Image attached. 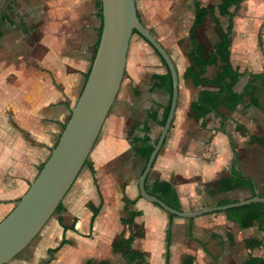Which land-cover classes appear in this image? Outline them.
Returning a JSON list of instances; mask_svg holds the SVG:
<instances>
[{
    "label": "crops",
    "instance_id": "obj_1",
    "mask_svg": "<svg viewBox=\"0 0 264 264\" xmlns=\"http://www.w3.org/2000/svg\"><path fill=\"white\" fill-rule=\"evenodd\" d=\"M97 2L0 0V85L7 91L0 106V221L24 195L47 160L84 86L101 28ZM261 5L264 14V0ZM259 18L240 20L235 24L237 29L231 21L230 62L239 73H245L233 87L236 93L242 91L250 74L264 73V23ZM249 27L252 29L247 32ZM132 42L130 39L126 69ZM133 44L136 52L146 47L151 49L139 36ZM150 58L155 64L160 62L155 54ZM188 65L181 62L182 79ZM143 66L141 59L131 66L134 90L127 87L119 94V89L89 154L94 174L85 168L81 170L60 209L37 237L31 256L12 264H41L48 259L47 250L55 248L62 239L68 244L54 254L49 264H84L87 260L108 262L111 256L117 255L111 252L114 240L121 233L124 237L129 234L127 226L120 222L125 218L123 196L136 200L133 209L139 212L133 229L140 227L142 235L133 242V249L140 242L138 250L151 264V253L156 251L155 244L159 241L156 252L164 249V261L169 217L157 206L137 198L141 162L133 157L128 136L130 131L132 138L142 139V128L146 126L149 138L154 141L161 130L158 121L167 102L166 94L150 91V84L146 92L140 94V100H133L134 93L137 94L138 74L146 70ZM153 74L162 73L149 74L147 84ZM263 81L264 75L257 83L258 90ZM203 89L210 88H195L190 81L183 88L178 85L174 118L150 171L151 181L174 183L181 208L186 212L215 206L220 200L235 202L251 196L246 189L214 197L207 194L208 191L213 194L217 181L230 174L234 159L235 169L254 182L256 193L264 192V148L248 142L249 136H261L264 108L260 104L258 109L239 105L232 112L221 108L220 113L226 118L222 132L216 115L211 113L198 121L190 116V104ZM155 104L160 108L153 122L147 119V114ZM236 126L245 128L247 135ZM88 203L94 207L101 203L92 227ZM190 224L192 236L198 241L193 248L187 236ZM171 233L169 264L175 263L174 249L178 253L176 264H181L184 255L192 256L194 264H242L250 256L264 258V228L240 229L223 214L203 215L191 222L174 218ZM162 239L163 249L160 250ZM251 239L261 241L262 246L247 249L245 243ZM103 246L108 250L106 256L101 253Z\"/></svg>",
    "mask_w": 264,
    "mask_h": 264
},
{
    "label": "water",
    "instance_id": "obj_2",
    "mask_svg": "<svg viewBox=\"0 0 264 264\" xmlns=\"http://www.w3.org/2000/svg\"><path fill=\"white\" fill-rule=\"evenodd\" d=\"M101 15L99 43L69 119L27 191L0 221V264H8L37 237L83 169L120 89L134 31L164 61L172 81L167 117L138 178L137 189L141 199L169 215L188 220L252 203L264 204L263 197L255 196L224 206L186 212L171 209L147 194L145 180L174 118L179 85L177 69L164 47L139 21L135 0H101Z\"/></svg>",
    "mask_w": 264,
    "mask_h": 264
},
{
    "label": "trees",
    "instance_id": "obj_3",
    "mask_svg": "<svg viewBox=\"0 0 264 264\" xmlns=\"http://www.w3.org/2000/svg\"><path fill=\"white\" fill-rule=\"evenodd\" d=\"M240 0H220L219 4L216 6H203L199 0H192L193 6V19L191 26L188 30L187 39L189 42V51L186 53V59L188 61V66L183 72V80L185 82L190 81L193 87H204L210 89H203L198 92L197 99L191 102L189 107V113L192 119L198 121L204 119L208 114H214L220 119V130L224 132L223 124L226 118L220 113L221 108H225L228 111H235L236 107L241 105L243 108H259V100L257 98L258 87L257 83L261 80L264 73L262 74H250V80L242 88L240 93L233 91V87L239 81V78L245 75V73H239L237 68H234L230 62V48H231V34H232V24L231 19L234 16V11L238 9ZM97 7L99 9V16L102 21L101 15V0H98ZM231 9L233 11H231ZM226 17L228 24L225 27L221 26L218 17ZM137 17L140 21V17L137 13ZM210 17L212 23L217 28V39L212 45L211 49L207 51L206 46L199 42L196 38V31H198L205 23L206 19ZM141 22V21H140ZM143 25V24H142ZM150 32V31H149ZM151 33V32H150ZM101 34V28L98 32V37L94 45V55L99 43ZM139 36L135 31L133 35ZM140 37V36H139ZM141 38V37H140ZM142 39V38H141ZM146 44H148L144 39H142ZM150 46V45H149ZM152 49V47H151ZM153 50V49H152ZM153 53L159 58L162 66L165 68L164 74H153L150 77L151 86L150 91H161L167 96V102L165 106L162 107V113L160 120L158 121V126L161 128L164 125L165 119L167 117L170 98L172 93V81L171 76L166 68L164 61L160 56L153 50ZM93 55V58H94ZM209 67L215 68V74L208 78L206 77V71ZM91 68V66H90ZM90 71V69H89ZM86 74L85 81L88 77ZM246 100H248L246 102ZM160 108L157 104L153 105L147 114V119L156 122L157 109ZM65 126V125H64ZM62 127V130L64 128ZM238 131L242 134L247 135L245 128L241 126H236ZM144 136L142 139L132 138V133L129 131L128 136L130 140V150L133 157L141 162V168L139 171V176L142 173L144 166L153 151V147L157 141H151L149 138V129L146 126L142 128ZM58 141V140H57ZM230 148L233 154L236 153L235 147L232 140L229 138ZM249 144H256L264 148V137L261 136H249ZM164 144V143H163ZM162 148V147H161ZM161 150V149H160ZM159 150V151H160ZM159 153V152H158ZM158 155V154H157ZM43 164L40 166L42 168ZM83 168H87L93 175L94 170L89 159L84 162ZM145 191L147 194L156 197L161 200L165 205L174 209L176 211H183L179 202V198L174 188V183L172 181L163 180H153L151 181L150 173L147 176L144 184ZM246 189L250 192V197L255 196L263 197L264 192L261 194L256 193L255 184L252 180L244 177L235 169V159L231 162V172L230 174L217 181V187L213 194L210 191L207 192L208 196L214 197L216 194L232 192L236 190ZM141 199L140 195L137 197ZM248 199V198H247ZM19 201V200H18ZM123 201V212L125 213V218L120 220L122 225H126L128 229V236L124 237L121 233L116 240H114L111 252L119 254L124 260L125 264H148L146 256L139 250L133 249V242L136 238L142 235V229L140 227L133 229L134 219L139 216V212L133 209L136 200H129L125 196L122 197ZM229 200H220L215 206H224L231 203ZM61 203L57 206L53 215L60 209ZM101 203L98 207H94L92 204L88 203L87 208L92 213L90 219V226L92 227L94 218L99 212ZM213 214H223L227 221L236 224L240 229H248L254 226L264 228V204L262 203H252L241 207L231 208L224 212H217ZM169 223L165 230V257L164 264H169L170 258V245L172 239L171 233V221L176 218L173 215H169ZM192 219L189 220L191 222ZM72 228V227H71ZM187 236L191 241L198 242L192 236V225L190 224L187 229ZM215 236V235H214ZM68 242L64 239L52 249L47 250L48 259L43 261L41 264H49L52 260L54 254H56L64 245ZM201 244V243H200ZM262 246L261 241L257 239H251L245 243L247 249L259 248ZM84 264H93L91 260H87ZM99 264H109L107 261H100ZM181 264H194V258L190 255H184L181 258ZM242 264H264V258L258 257H248Z\"/></svg>",
    "mask_w": 264,
    "mask_h": 264
},
{
    "label": "rangeland",
    "instance_id": "obj_4",
    "mask_svg": "<svg viewBox=\"0 0 264 264\" xmlns=\"http://www.w3.org/2000/svg\"><path fill=\"white\" fill-rule=\"evenodd\" d=\"M199 1L203 6H216L220 2V0H199ZM262 1L263 0H240L239 8L234 11V16L231 19V21L233 22V27L237 29V26L235 25L237 24V22H240V20L243 21L247 18H250L251 20L253 16L260 17L259 19L264 23V14L261 11L263 8L262 7L263 5H261ZM135 6H136V11L140 17L141 24H143V26L148 31H150L152 35H154L157 41L164 47L167 53L171 56L174 65H176V68H178V72L180 75L179 87L180 88L185 87L186 82L181 77V62L188 63L186 59V53L189 51L190 47L187 39V34L193 19L192 0H135ZM231 11L233 10L231 9ZM218 19L222 27H225L228 24V20L226 17H218ZM249 24L251 25L252 22H250ZM238 29H240V27H238ZM251 29L252 27H249L247 29V32H249ZM195 34L197 40L203 43L206 46L207 51H209L217 39V28L212 23V19L208 17L204 25L198 31H196ZM235 37L236 36H234V38ZM240 37L241 36H239L238 33L237 39L240 40L241 39ZM135 38H137V35L134 34L132 35L131 40L134 42ZM231 39L233 41V36ZM133 42L131 44L132 48L129 55V64L127 69L125 68L123 80L121 83L122 86H120L119 94H121V92L127 87H130L132 91L134 83L132 82V78L130 76L131 75L130 69L133 64L137 63L138 59H141L144 65L143 67L146 68V70H144L143 72H139L138 74L139 82L135 86L137 89V94L134 91L135 93L133 95V100L135 101V100H140L139 97L140 94L145 93L146 87L151 84L150 79H149V83L147 84L148 75L153 72L156 73L160 72L164 74L165 68L162 66L161 62L155 64V62H153V59L150 58L151 55L154 54L151 49L146 47L145 49H139L138 52H136ZM208 69L209 70L207 77L211 78L215 74V68L210 67ZM263 85H264V81L262 82V85H260V89L257 92V98L262 108H264ZM4 89H5L4 86L2 87L0 85V106H2L4 102V95L7 92ZM247 101L248 100H246V102ZM259 134H261V137H264V125L262 127V130L259 131ZM262 157L264 159V154H262ZM193 210H197V209H192V210L190 209L189 211H193ZM41 231L39 234H41ZM39 234L37 235V237L39 236ZM37 237L8 264L17 263L29 258V256H31V253L33 252V249L37 245ZM161 243H163V239L160 242V250L163 249V245H161ZM189 246L193 248V246H195L194 241L189 240ZM140 247H141V243L138 242L135 248L136 250L138 249L140 250ZM155 248L156 251L157 249H159V241L158 244L156 241ZM107 251L108 250L106 249L105 246L101 248V253L103 254V256H106ZM156 251H153V253H151L150 256L151 264H164L162 257V254L164 253V249L163 252H156ZM173 254L175 255L174 264H176V260H178L177 249H174ZM108 263L125 264V260L119 254H117L115 257L111 256L110 260H108ZM93 264H99V262H93Z\"/></svg>",
    "mask_w": 264,
    "mask_h": 264
}]
</instances>
